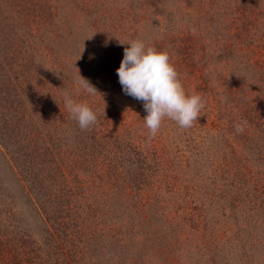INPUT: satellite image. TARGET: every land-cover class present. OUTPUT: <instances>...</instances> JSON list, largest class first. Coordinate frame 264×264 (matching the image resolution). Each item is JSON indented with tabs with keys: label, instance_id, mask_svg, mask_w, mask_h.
I'll return each mask as SVG.
<instances>
[{
	"label": "rangeland",
	"instance_id": "374dc122",
	"mask_svg": "<svg viewBox=\"0 0 264 264\" xmlns=\"http://www.w3.org/2000/svg\"><path fill=\"white\" fill-rule=\"evenodd\" d=\"M19 1L0 0L1 15L4 6L12 14L6 24L0 18V232L27 230L39 248L33 264L46 253L49 221L34 217L38 194L26 171L31 155L33 164L45 165L38 181L43 191L54 197L60 190L66 198L59 204L67 212L66 237L88 244L70 264H264V158L253 152L254 140L217 127L227 118H218V110L232 116L231 108L246 106L248 88L264 87L259 54H249L253 65L245 63L264 31L261 0H75L79 18H67L60 0H51L57 13L46 23ZM44 2L31 3L41 12ZM133 39L167 51L185 91L199 89L203 101L200 127L193 121L182 134L159 128L150 135L175 140L164 147L173 165L148 167L136 182L110 150L97 154L93 140L115 130L114 136L156 149L142 102L122 91L116 73ZM230 49L233 55L220 54ZM79 73L97 92L80 87ZM230 83L232 91L243 90L239 108ZM65 93L96 113L88 128L69 114ZM221 157L228 164L223 178L216 171ZM149 158L158 159L155 152Z\"/></svg>",
	"mask_w": 264,
	"mask_h": 264
},
{
	"label": "trees",
	"instance_id": "16d2710c",
	"mask_svg": "<svg viewBox=\"0 0 264 264\" xmlns=\"http://www.w3.org/2000/svg\"><path fill=\"white\" fill-rule=\"evenodd\" d=\"M19 2H21V7H23L24 5L23 3L27 4V6H31L26 8V11L27 12L33 11V14L35 13L36 15H38V19H40L42 23L44 21L46 23L48 19H51V17L53 18L52 15H55L53 13H57L55 11V7L53 5H50L51 0H45L43 4L45 9L41 10V12H36L38 10L36 8L33 9L34 5L33 3H31L32 0H20ZM40 2L41 1L37 2V6L41 9L42 6L40 5ZM74 2L75 0H60V5L58 6L59 12H66L64 15L67 16V18H69L70 16L69 14H71V16L74 13L77 15V13L75 12V8L73 6ZM81 4L87 5V3H81ZM261 4L264 5V0H261ZM68 8H70L72 12L67 10ZM1 12H2V6L0 7V18L5 24L11 21L10 17L12 16V14L10 13L9 9H7L4 6L3 7L4 14L1 15ZM85 15H89V13L87 12ZM257 18L258 17H254V19ZM1 29H4L3 24ZM246 44H248V42ZM254 49L256 50L252 51L251 49H247L248 50V53L246 52L247 61L245 63H247L248 65H253L254 61L249 62L248 60H250L251 55H256L258 53L259 56L257 57L261 58V64L263 65V67L262 65H260V68L262 70L261 74L264 76V31L260 34L259 40L255 43ZM258 49H260L261 51L259 52ZM230 53H232L233 55L232 49H230L229 53L223 50L220 51V54L226 57L230 56L229 55ZM257 87L260 86L257 85ZM228 89L232 93L233 92L236 93V94L233 93L234 97L235 96L237 97L234 106L239 108L240 104L242 105V103H244L245 100L244 95L242 94L243 90L240 92L241 89L239 88L236 91L235 90L232 91L233 85H231V83ZM255 90L256 88L253 87L247 89L248 102L244 103V105L246 106L242 107V109L240 106L239 110L236 109L238 110V112L231 108L228 114L232 113L233 114L232 116L225 115L224 112H221V117H220V110H218L217 112L218 118L224 119L225 116H227V118L224 120H218L217 122L219 123V125H217V127L220 128L222 134L227 133L230 135L228 130H231V133L233 134L234 137L242 138L243 141H248L251 143L254 140L255 144L253 146L254 148L253 150L255 151L253 152L259 155L260 158H264V87L262 89L257 90L256 92ZM199 91H200L199 89L195 88L192 92L201 95ZM207 93L211 96L212 95L214 96V94L217 92H215L214 90H210ZM237 101L240 102L237 103ZM237 115H238L237 120H234L237 117ZM198 122H200V119L196 120L194 125L200 127L201 124H199ZM169 124L170 125H168V127H165L163 125L164 127H160V128L165 130L169 129L175 131L173 133L174 136L177 135V133L182 134V131H180L182 127H180L175 121L169 120ZM202 124H207V123L203 122ZM176 127L179 128L177 129V131H176ZM114 132L115 130H109L104 135L95 136L96 138L93 140L98 141L97 145L95 146V152L97 154L104 152L108 153V151L110 150L111 153H109V156H111V158H114L115 161L122 164V166L126 168L125 170L127 171V174L130 176L129 179L134 180V182L137 181L136 174L137 175L145 174L147 173L146 170H149V168H152L153 171L156 172L157 169H159V165L161 166L162 161L164 162V165L166 167H169L170 164L173 165L174 159L172 158V160H170V156H169L170 154H166L164 149L166 145L173 144L175 142V140L170 138L169 134L167 135L166 139L160 142L159 140H157V138H156L157 141H155L154 138L150 136V133L148 131L147 136L149 137V140L154 141L155 144L157 145L154 146L156 149L152 150V146H142V145L138 146L137 144H134L131 141L129 142V140H125L126 138L129 137L120 138L119 136H114ZM187 137L182 139L183 142H185L186 139H189ZM92 138L94 137L92 136ZM220 143L221 145H223L221 141ZM226 144L231 145L232 153L235 152L232 143L230 144L229 142H226ZM43 150H49V148L47 147ZM151 150L152 153L150 152ZM154 152L158 157V159L156 161L153 160L151 161L149 155L153 154ZM39 154L42 153L41 152L37 153V156ZM218 155H221V153H218ZM246 156L247 155H243V157H241V160H244ZM223 157L225 158L227 156L224 155ZM29 159H31V162L27 163L28 165V168H26V171H28L27 175L32 174V176L35 178V179L32 178V180L34 182L35 192L38 194V196L35 198V200L32 203L36 206V209L33 212L34 217H36V219L39 220L38 214H40L39 216L41 217V220L44 221L43 222L44 224L45 221H49L48 227L45 226L46 234L48 235V237L44 238L45 248L43 249V251H45L46 253L43 256H41L42 259L39 256L40 259L38 260V264H70L71 259L75 262L74 259L75 253L79 252L84 248L88 249V244L86 245V243L82 242L81 240L77 238L75 239L74 236L73 237L68 236L69 238L66 237L67 236L66 229L68 226L65 224L66 223L65 216H67L66 215L67 212H65V209L62 208L61 205H59L60 201L62 200L67 203L66 198L63 194L59 195L60 190H57V194H54V197H52V194L45 193L43 191V188L40 187L41 185L38 182L39 169L43 164H41L39 160H37L36 162L37 164H33V157L31 155ZM228 161L230 162V160ZM227 165L228 164L224 163L223 159L222 162L219 161V163L217 164L216 171L219 170L220 173L218 174L220 178H223L224 177L223 173L228 171ZM113 166L114 165H112V167ZM137 190L139 194V192H141V188L139 187L137 188ZM146 193H149V191H146ZM138 194L135 193V195L138 197V201L140 200L147 201L145 199V195H138ZM32 198L34 199V197ZM39 199H41V202L38 203ZM67 210L69 209L67 208ZM54 229L56 230V236L52 233L54 232ZM19 231L21 232L22 230L19 229ZM10 232H12L10 236L9 234L6 235L5 233L0 232V264H33V262L31 261L32 254L35 251L36 252L39 251V248L36 246L35 240L30 238L27 230L25 229H23L20 235L16 234L17 231L15 228L10 229ZM80 243H82V247H80ZM68 255L70 257H68Z\"/></svg>",
	"mask_w": 264,
	"mask_h": 264
},
{
	"label": "clouds",
	"instance_id": "9594fccd",
	"mask_svg": "<svg viewBox=\"0 0 264 264\" xmlns=\"http://www.w3.org/2000/svg\"><path fill=\"white\" fill-rule=\"evenodd\" d=\"M124 48L123 57L116 69L122 91L143 104L145 127L155 135L165 118L180 127H190L200 116L203 101L197 93H187L178 77L167 51L133 39ZM79 85L88 92H97L90 81L79 73ZM63 103L81 129L88 128L97 120L88 103L77 101L65 93Z\"/></svg>",
	"mask_w": 264,
	"mask_h": 264
}]
</instances>
